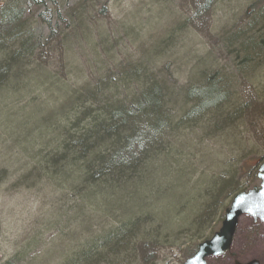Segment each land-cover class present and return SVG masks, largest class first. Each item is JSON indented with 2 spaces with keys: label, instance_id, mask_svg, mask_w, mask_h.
<instances>
[{
  "label": "rangeland",
  "instance_id": "rangeland-1",
  "mask_svg": "<svg viewBox=\"0 0 264 264\" xmlns=\"http://www.w3.org/2000/svg\"><path fill=\"white\" fill-rule=\"evenodd\" d=\"M9 2L15 3L9 13H20L16 23L25 30L20 37H27L35 47L33 61L8 67L12 77L0 85V264H67L93 246L104 255L91 264H182L200 242L218 231L219 215L231 199L217 200L216 211L211 209L203 219L214 186L209 183L212 171L235 174V182L245 191L257 187L264 143L253 151L258 156L253 170L239 175L243 162L232 151L235 137H210L204 118L191 126L178 121L169 133L161 134L159 145L128 165L132 172L125 182L136 193L120 192L126 202L106 196L90 199L89 192L77 188L73 180L47 185L38 177L36 165L57 158L51 150L68 136L69 126L79 131L87 128L78 119L80 113L92 119L106 104L118 107L139 96V88L134 90L126 79L129 66L142 65L153 79L170 88L163 91L164 101L174 93L181 95L179 91L197 72L216 71L217 77L233 72L231 57L218 44L217 33L223 26L228 32H235L236 24V29L243 27L249 12L258 14L263 9L264 0H211L196 19L190 0H53L42 8L30 0H0V10ZM56 8L62 22L52 21L51 31L47 10ZM7 57L0 51V67ZM20 72L28 81L19 80ZM256 77L259 80L245 86L259 85L255 92L264 95V70ZM256 93L242 94L243 102L249 96L257 99ZM107 117L106 113L104 121ZM246 132L239 127L236 134L252 145ZM255 132L263 139L257 128ZM55 151L60 153L59 148ZM163 163L168 172L147 174L151 166L161 168ZM113 187L114 192L121 188ZM199 219L200 223H191ZM120 232H126L127 240L121 246ZM146 232L152 233L154 243ZM127 242L131 250L121 248ZM115 247L120 249L114 252ZM89 257L94 259L91 253ZM251 260L264 264V226L244 216L230 250L206 264Z\"/></svg>",
  "mask_w": 264,
  "mask_h": 264
},
{
  "label": "trees",
  "instance_id": "trees-1",
  "mask_svg": "<svg viewBox=\"0 0 264 264\" xmlns=\"http://www.w3.org/2000/svg\"><path fill=\"white\" fill-rule=\"evenodd\" d=\"M51 1L53 0H30L38 8H42L45 3H54ZM200 1H203L201 6L198 5ZM210 1H191L194 19H196L198 11L205 12L207 10ZM4 10H0V51L8 54V60L0 67V85L9 82L12 77V68H10L9 73L8 67L18 64L17 62L27 64L33 61L31 50L35 47L28 44L27 37H20L22 36L21 32L25 31L21 25L16 23L20 13L15 11L5 15ZM70 17L75 18L72 15ZM52 21L55 24L62 22V14L57 8L53 10L51 18L47 21L50 30L54 31ZM237 26L236 24V28ZM242 26L239 25L240 28H235V32L233 30L227 31V34L222 39L217 36L218 44H222L225 52L231 57L229 68L234 69L233 72L229 71V73H224L220 77L216 76V71L207 69H205L206 71L197 72L195 75L196 80H191L187 87L179 91L181 95L172 91V94L174 93L173 97L168 95L171 99L166 101H164L163 93L165 92L163 91H167L170 88L167 89L163 82L153 79L148 70L145 71L142 68V65L135 66L136 69H143L138 71L139 74L137 72L134 73L136 69L134 67L132 69L129 66L127 70L129 75L126 79L132 81L134 90L139 88V96L136 99H130L125 104H120V107H107L106 104V107L104 109L101 108L97 116L92 119H89L91 117L90 114L84 116L80 113L78 119L86 122L87 128L79 131L77 127L69 126L68 136L51 150L57 157L55 159L51 157L53 159L52 164L50 165V158L44 164L39 162L36 165V173L43 170L47 173L50 172L48 168L44 169V166L52 167L53 173L51 175H42V178L38 177L43 181H57L63 184L65 181L73 180L76 182L77 188H84L83 190L89 192L87 196L91 195L89 196L90 199L106 196L111 200H122L120 192L130 190L133 191V194L136 193V190H132L130 187L127 188L129 181L125 182L128 172H132V170L129 171L128 165L135 163L140 154L149 153L150 150L159 145L161 134L169 133L168 128L176 122H187L191 126L202 118L205 119L203 122L207 125L203 126L210 127L208 131L210 137L236 138L237 143L234 142L235 145H232V151L234 150L233 154L239 156L240 158L238 159L243 162L239 166L241 172H238V174L245 175L250 173L258 160V156L253 154V151L264 143V95H261L263 92H255V88L259 87V85L252 87V89L245 85L248 82L255 83V81L259 80L256 75L259 71L264 70V6L263 9L259 10L258 14H252L247 21L245 20ZM85 29L81 28V31L86 33ZM14 41L17 43L14 44ZM151 63L147 61V65ZM145 80L148 82L150 80V82L145 84ZM99 85L97 84V86ZM97 90L100 92L101 88ZM93 93L95 95L96 91ZM250 93L253 95L256 93L258 95L257 99L249 96L250 98L246 99L248 101L243 102L242 94L245 96L246 94L250 95ZM178 99H181L182 103L178 102ZM85 101L90 102L89 99ZM177 105H182V107H177ZM169 107L179 111V114L170 113ZM106 113L108 117L104 121ZM239 127L247 130L246 133L253 139V146L249 140L242 139L239 133L236 134ZM256 128L262 134L263 139H258L255 132ZM261 146L264 148V145ZM57 148L60 150L59 154L55 151ZM55 162L57 163L54 164ZM178 169L183 170L182 167ZM224 170H227L226 167ZM159 171L168 172L169 167L164 166V163L161 168L159 165L156 169L151 166L147 174L152 177V174L156 175ZM216 171L218 172V169L212 171L210 176L212 179L209 180V183L214 184V186L211 187L212 191H209L210 196L208 199H210V203L204 211L205 216L201 215L203 219L208 217V211L216 208L217 200L223 201L227 196L232 198L235 194L245 191V188L241 185L238 186L235 182V174L231 175L230 171L227 174L223 172L220 174L219 172L213 173ZM116 184L121 187L119 192H114L116 187H113V185L115 186ZM138 188L143 189V191L146 189L144 187H137L136 189ZM224 193L225 195L222 196ZM227 207L228 205L225 209ZM223 213L224 211H221L220 219L223 218ZM201 221L199 219L191 223H200ZM119 235H121V232ZM124 235H126V232L120 236V246L127 241H124ZM145 235L150 243L151 241L154 243L152 233L146 232ZM132 238L130 237V239ZM129 244L127 242L121 248L131 250L128 247ZM119 249V247H115L114 252ZM151 249L153 248H149V250ZM145 251L148 250L142 248V252ZM127 254L131 256V253L127 252ZM76 258L72 262H67V264H91L92 261L96 263L103 259V256H93V260L89 256H78ZM112 258L115 260L114 255ZM105 260L107 261V259ZM7 264H10V262Z\"/></svg>",
  "mask_w": 264,
  "mask_h": 264
},
{
  "label": "water",
  "instance_id": "water-1",
  "mask_svg": "<svg viewBox=\"0 0 264 264\" xmlns=\"http://www.w3.org/2000/svg\"><path fill=\"white\" fill-rule=\"evenodd\" d=\"M258 179L260 180L258 189L253 188L234 196L225 211L219 231L210 240L201 243L195 255L184 264H205L206 258L219 256L229 250L238 219L243 215L264 225V163L258 169ZM247 264L258 263L251 261Z\"/></svg>",
  "mask_w": 264,
  "mask_h": 264
},
{
  "label": "bare ground",
  "instance_id": "bare-ground-1",
  "mask_svg": "<svg viewBox=\"0 0 264 264\" xmlns=\"http://www.w3.org/2000/svg\"><path fill=\"white\" fill-rule=\"evenodd\" d=\"M34 1H38V0H34ZM190 1H192V0H190ZM198 5H203V1H200V3L198 4ZM15 6V3L14 2H9V4H7V6H6V8L7 9H5L4 11V13H5V15H8L9 14V11H10V9L11 8H13ZM47 6V3H45L44 5H43V7H46ZM251 10H253V8H251ZM8 12V13H7ZM47 12H51V13H49V14H47V15H49V19L51 18V16H52V13H53V10H47ZM201 12V11H200ZM252 14H255L254 12L252 13L251 12V15ZM250 15V12H249V14H248V17H247V19L251 16ZM48 19V20H49ZM247 19H246V21H247ZM47 20V21H48ZM243 22V21H242ZM233 24H235V23H233ZM227 34V27H225V26H223L222 28H221V30L220 31H218V33H217V36L218 37H220L221 39L225 36ZM239 36V35H238ZM238 39V38H237ZM21 73V72H20ZM19 73V80L21 79H25V78H27L26 79V81H28V76L27 75H25V74H23V73H21L20 74ZM190 80H193V81H195L196 80V77L195 76H190ZM32 82V81H31ZM22 83V82H21ZM20 83V84H21ZM24 83V82H23ZM98 84H101V83H99L98 82ZM136 92V91H135ZM137 94L139 95V92H137ZM164 97V96H163ZM133 99V98H132ZM139 100V99H138ZM119 104H123V102H120ZM118 107H120V105H118ZM98 111H97V113L96 114H98V112H99V109H97ZM45 162H47V161H45ZM44 162V163H45ZM52 162H53V159L51 158V160H50V165L52 164ZM57 162H55L54 164H56ZM49 169L50 170V172H45L44 170L43 171H41V172H39L38 173V176H41V175H45V174H49V175H51L52 173H53V170H52V167H50V166H44V169ZM45 181V180H44ZM46 183H47V185H50L49 183H53L52 181L51 182H48V181H46ZM100 248L99 247H95V246H93V247H90V250L91 251H89L88 249H86L85 251L86 252H84V253H81V255L80 256H89V253H91L92 254V256H96V257H98V256H103L104 254H100ZM79 256V255H78Z\"/></svg>",
  "mask_w": 264,
  "mask_h": 264
},
{
  "label": "flooded vegetation",
  "instance_id": "flooded-vegetation-1",
  "mask_svg": "<svg viewBox=\"0 0 264 264\" xmlns=\"http://www.w3.org/2000/svg\"><path fill=\"white\" fill-rule=\"evenodd\" d=\"M189 258H190V256H189L188 258H186L185 261H186L187 259H189Z\"/></svg>",
  "mask_w": 264,
  "mask_h": 264
}]
</instances>
